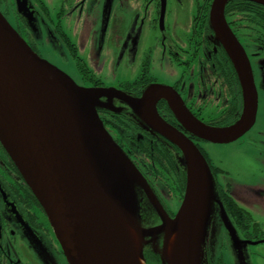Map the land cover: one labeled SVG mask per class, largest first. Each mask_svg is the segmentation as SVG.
Returning a JSON list of instances; mask_svg holds the SVG:
<instances>
[{
    "label": "flooded vegetation",
    "instance_id": "1",
    "mask_svg": "<svg viewBox=\"0 0 264 264\" xmlns=\"http://www.w3.org/2000/svg\"><path fill=\"white\" fill-rule=\"evenodd\" d=\"M212 1L124 0L125 8L122 2L117 6L119 10L126 9L128 15L125 17L127 13L122 10L123 18H114L111 7L113 0H60L57 17L58 20L65 18L66 28L61 27L60 22L53 23L50 18L47 19L45 14H48V10L44 0H31L34 8L30 11L39 21L42 32V14L49 25L52 24L49 28L45 23V38L48 37L49 42L53 39L65 45V52L75 63L72 72L77 75L71 76L59 64H54L80 86L111 87L137 101L150 87L162 85L178 96L193 117L203 124L216 127L237 121L243 110V97L236 67L210 24ZM93 2L99 10H85L84 5ZM0 11L26 43L46 58L36 42L40 36L39 28L36 29L38 26L31 21L32 37L27 32L30 29L28 22L22 13L16 11L15 0H0ZM182 13L188 18V27L178 25ZM223 13L225 23L247 54L258 96L257 112L262 107L261 112L264 113V5L254 1L231 0L225 4ZM117 20L119 26L114 30L113 48L102 49L101 45L96 44L100 53L103 52L100 56L93 46L88 45L89 36L93 33L102 40L107 26ZM87 22L90 32L83 34L81 29ZM49 31L52 39L48 36ZM112 102L117 111L99 107L97 114L107 133L146 181L147 189L138 190L142 227H156L162 222L153 201L169 217H173L180 207L186 187V174L179 162L182 155L180 148L159 133L145 117L146 111H153L154 108L161 119L185 134L209 162L218 199L230 222L237 228L241 241L264 240V236L258 239L256 235H251V227L245 229L239 224L244 220L245 212L250 214L246 208L247 205L251 208L248 201L256 199L264 203V155L260 169L263 178L259 187L244 186L242 182L230 179L226 181L222 179L226 174L214 167L207 157V149L216 143L189 131L164 97L154 100L152 105L141 104L139 111L123 100L114 98ZM257 112L253 126L256 122L264 121L263 115V118H257ZM259 123L255 133L264 146V128ZM219 173H223L220 178ZM235 205L240 209L239 213L228 210V207ZM212 216L216 224L215 227L211 224L206 235L204 264H212L215 250L213 264H225L226 259L228 264H254V252L246 248L244 262L241 263L237 257V247L231 245L230 239L227 241L217 237L219 227L223 226L220 205L216 204ZM223 230L227 235L224 226ZM145 240L143 251L146 263L158 264L159 257L152 238L147 236ZM0 264H68L40 203L1 143Z\"/></svg>",
    "mask_w": 264,
    "mask_h": 264
},
{
    "label": "water",
    "instance_id": "2",
    "mask_svg": "<svg viewBox=\"0 0 264 264\" xmlns=\"http://www.w3.org/2000/svg\"><path fill=\"white\" fill-rule=\"evenodd\" d=\"M15 1L16 11L33 28L26 1ZM228 1H212L210 24L236 67L243 110L236 122L216 127L193 117L178 96L162 85L150 87L137 101L111 87L80 86L36 53L0 11V143L40 203L68 264H141L139 260L147 264L145 239L158 234L163 245L155 253L161 264H204L203 245L216 204L241 263L247 244L264 242L241 241L218 199L209 162L154 108L145 117L180 148L186 187L173 217L153 201L162 222L142 227L138 190L147 189L146 181L97 114L99 107L117 111L114 98L139 111L141 104L152 105L164 97L186 128L204 140L227 144L247 133L256 120L258 96L247 54L225 23L223 9ZM247 1L264 5V0ZM114 215L134 235L135 251L117 231ZM129 232L126 238L131 241ZM174 234L177 251L170 261L167 247Z\"/></svg>",
    "mask_w": 264,
    "mask_h": 264
},
{
    "label": "rangeland",
    "instance_id": "3",
    "mask_svg": "<svg viewBox=\"0 0 264 264\" xmlns=\"http://www.w3.org/2000/svg\"><path fill=\"white\" fill-rule=\"evenodd\" d=\"M26 1V5H27V11H30L31 8H34L31 0H24ZM16 2V1H15ZM122 2V7H124V0H113V3L111 4L112 7V15H114V18H123L121 17V12L122 10L126 11V15L125 17L128 15V11L126 9H121L119 10V7L117 6V3ZM44 3L46 4L47 10H48V14L45 16L48 18H50V20L54 23V22H60V26L63 28H66V20L63 17L62 19L58 20V13H59V9L60 7H58V5L60 4V0H44ZM11 7L13 8L14 5L11 3ZM85 10H89V11H93V10H99L97 5H94V2L92 4L90 3H86L84 5ZM42 14V13H41ZM69 15V14H68ZM116 15V16H115ZM124 16V14H122ZM70 16V15H69ZM68 16V17H69ZM190 16V14H189ZM31 21H34L36 23V25L40 30V36L36 39V42L38 43V48L40 50L41 53L44 54V56L51 62V63H57L59 64V66L62 69H65L66 72H68L71 76H75L77 75V73H73V66H74V62L72 61V59L67 55V53L65 52V45L63 43H59V42H54V40L51 37L50 31L48 33V36L50 37V42L47 41L48 37L45 38L46 36V32L45 29H47L45 23H47L49 25V23L45 20L44 15H41V21L43 22V26H44V31L42 32V28L39 27V21L35 20V16L33 15V13H31ZM178 25H180L179 27H188V18L186 16V14L182 13L179 16L178 19ZM88 22L85 23L82 27V31L83 34H87V32H90V30L88 29ZM52 24L49 25V28H51ZM119 26V20H117L114 23H110L105 31V34L103 36V39L100 40L99 38L96 37V35H94L93 33H91V35L89 36V42L88 45H91L94 47V49H96L97 53L102 56L103 52L100 53V50L98 47H96V44H99L102 46V49H106V47H111L113 48V37H114V30L116 29L115 27ZM172 26L174 28L177 29L176 26H174L172 24ZM178 27V28H179ZM33 28L30 26V29H27V32H30L32 37L34 36L33 34ZM85 39V37L83 38V40ZM85 54V53H84ZM83 54V55H84ZM87 54L89 55V51H87ZM105 74V73H104ZM108 74V73H107ZM108 77H110V75L108 74ZM260 107V105H259ZM262 107H260L258 109L257 112V118L261 119L263 118L262 115L264 116V113L261 112ZM264 112V111H263ZM259 123V122H258ZM256 122V124L254 126H252L250 128V130H248L247 133H245L244 135H242L241 137H239L237 140L233 141V142H229L227 144H220V143H216V144H211L213 145V147H210L207 149V157L209 159V161L211 162V164L216 167L219 168L221 170V172H224L226 175H223V173H219L218 177H222V179H225L226 181H228L230 179V181L233 182H242L244 184V186H252V187H259V183L262 180V175L260 172L261 169V158L264 155V146H262V143H260L258 140V136L256 135V129L258 128V124ZM259 125H262V127L264 128V121H261L259 123ZM262 147H261V146ZM226 176V178L224 177ZM260 176V177H259ZM247 194V193H246ZM247 197H249V194H247ZM241 202V201H240ZM249 205H251L250 209L248 207V205L246 206V208L250 211V214L253 215V219L254 221H256V223L259 225V229L258 230H254L251 227V231L250 234L251 235H256L258 239H262L263 238V230H264V203L260 202L259 200L256 199H251V201H248ZM213 215V213H212ZM211 215V216H212ZM140 219V218H139ZM213 220V221H212ZM212 221V222H211ZM140 222H142V219H140ZM215 227L216 221L215 218L213 219V216L211 217L210 220V224L208 225L209 228ZM231 224V223H230ZM233 225V224H231ZM224 228L226 229V232H229V229L227 228V226H225V224L223 223ZM223 226L221 228V226L219 227V231H218V238H224L227 241L229 240L228 234L226 235L224 230H223ZM235 227V226H234ZM236 232L238 235V230L237 228ZM209 231V230H208ZM207 231V233H208ZM223 232V233H222ZM152 238L153 242H154V250L161 251L162 249V245H163V239H162V235L158 234L157 236H149ZM247 246V245H246ZM247 251L248 249L251 252H254V255L256 256V259L254 261V264H264V242L261 243H256L253 245H249L246 247ZM216 252V250H215ZM215 252L212 255L213 261L212 264L214 263V256H215ZM249 262V261H248ZM225 264H228V261L226 259Z\"/></svg>",
    "mask_w": 264,
    "mask_h": 264
},
{
    "label": "bare ground",
    "instance_id": "4",
    "mask_svg": "<svg viewBox=\"0 0 264 264\" xmlns=\"http://www.w3.org/2000/svg\"><path fill=\"white\" fill-rule=\"evenodd\" d=\"M114 217H115V220H117V222H116L117 231H119L120 235L123 238V241H125L126 244H128L135 251L136 250V248H135L136 242L134 240V235L131 232H129V231L126 230L125 224L122 222V220H120L115 215H114ZM128 232H129V235L131 236V241L126 238ZM177 244H178V236H177V234H174L170 238V240L168 242V247H167V250H168V260H170V261H172L171 260L172 259V256L177 251V249H176L177 248ZM139 262L141 264H143L142 261L139 260Z\"/></svg>",
    "mask_w": 264,
    "mask_h": 264
},
{
    "label": "trees",
    "instance_id": "5",
    "mask_svg": "<svg viewBox=\"0 0 264 264\" xmlns=\"http://www.w3.org/2000/svg\"><path fill=\"white\" fill-rule=\"evenodd\" d=\"M228 206H229V204H228ZM228 210H230L231 212L232 211H236L237 213L240 212V209L236 205L228 207ZM239 224L243 225V227L245 229L250 228V227H252L254 230L259 229V225L256 223V221H254L253 216H251L250 214H248L246 212L244 213V220L241 221ZM157 261H158V264H161L159 260H157Z\"/></svg>",
    "mask_w": 264,
    "mask_h": 264
}]
</instances>
